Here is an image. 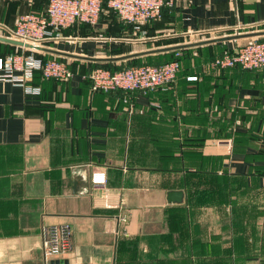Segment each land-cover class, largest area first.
<instances>
[{"label": "crops", "instance_id": "crops-1", "mask_svg": "<svg viewBox=\"0 0 264 264\" xmlns=\"http://www.w3.org/2000/svg\"><path fill=\"white\" fill-rule=\"evenodd\" d=\"M47 3L0 0V36ZM241 30H264V0H170L139 30L105 3L96 24L78 22L41 46L120 56ZM247 39L176 49L175 81L145 94L92 92L87 73L98 62L47 52L63 58L71 78L29 80L37 95L0 80V264H264L262 255L237 258L235 227L203 205L227 178L254 183L264 233V68L210 65ZM14 47L0 41V56ZM95 170L105 184H92ZM52 226L68 228L70 246L47 261L42 232Z\"/></svg>", "mask_w": 264, "mask_h": 264}, {"label": "built area", "instance_id": "built-area-1", "mask_svg": "<svg viewBox=\"0 0 264 264\" xmlns=\"http://www.w3.org/2000/svg\"><path fill=\"white\" fill-rule=\"evenodd\" d=\"M170 2V0H168ZM167 0H108L110 7L120 20L139 30L150 21L159 20ZM102 0H48L42 12L21 14L12 29L10 37L32 45H42L45 40L61 38L60 31L78 22L90 25L97 23ZM230 51H223L210 60L214 68L240 66L243 69L264 68V39L259 37ZM21 51L0 57V80L9 81L22 87L27 95H37L41 88L29 84L35 71H40L44 79L67 80L73 71L63 60L55 58L43 61L35 55L38 50ZM180 52L175 59L159 65L142 64L121 70L111 71L104 67L93 69L88 77L92 92H109L116 89L138 91L143 94L156 89L169 87L180 70ZM189 80L195 76H188ZM94 185H103L106 174L103 170L91 173ZM117 207H119L117 205ZM125 220V217L121 218ZM69 230L67 227L52 226L42 232L41 250L45 260L68 250ZM47 264H55L54 262Z\"/></svg>", "mask_w": 264, "mask_h": 264}, {"label": "rangeland", "instance_id": "rangeland-1", "mask_svg": "<svg viewBox=\"0 0 264 264\" xmlns=\"http://www.w3.org/2000/svg\"><path fill=\"white\" fill-rule=\"evenodd\" d=\"M241 31L248 32L251 30ZM8 37L10 36L8 35ZM251 40L253 39H247L243 44ZM250 183L239 178H227L223 184L214 189V193L210 191L207 202L204 204L200 202L207 209L219 208L218 210L221 211V225L228 226L230 223L232 227H235L236 257L242 258V260L248 257L259 259L260 255L264 256V246L260 250V239L264 237V233L261 234L259 231V190L258 186L256 190L253 187L254 183ZM209 187L211 186L209 185ZM209 187L207 186V189ZM246 193L247 195H245ZM253 195L257 196V198H254ZM228 211L231 212L230 215ZM262 244L264 245V243ZM256 260H253L252 263ZM237 264L244 263L243 261H238Z\"/></svg>", "mask_w": 264, "mask_h": 264}, {"label": "water", "instance_id": "water-1", "mask_svg": "<svg viewBox=\"0 0 264 264\" xmlns=\"http://www.w3.org/2000/svg\"><path fill=\"white\" fill-rule=\"evenodd\" d=\"M262 36H264V30L241 32V33H235V34L228 35V36L209 38L206 40L190 42V43L181 44V45L149 49V50L133 52V53L125 54V55H120V56H107V57H89V56L69 54V53H65V52L58 51V50L48 48L45 46H41V45H32V44L23 42L21 40H17V39L5 37V36H0V41L7 42V43L17 45L23 48H27V49L34 48L41 52H47V53L65 56V57L78 58V59L95 61V62H115V61L127 60V59L141 56V55L153 54V53H158V52H166V51H171V50H176V49H183L186 47L199 46V45L206 44V43H213V42H218V41H225V40L239 39V38L262 37ZM168 198L171 201H180L182 198V192L181 191H170L168 192Z\"/></svg>", "mask_w": 264, "mask_h": 264}, {"label": "trees", "instance_id": "trees-1", "mask_svg": "<svg viewBox=\"0 0 264 264\" xmlns=\"http://www.w3.org/2000/svg\"><path fill=\"white\" fill-rule=\"evenodd\" d=\"M106 3V5H107V7H108V0H102V3H101V11H100V14H101V12H102V10H103V5ZM108 9H110L111 11H113L110 7H108ZM114 12V11H113ZM115 13V12H114ZM116 14V13H115ZM117 15V14H116ZM100 16V15H99ZM118 16V15H117ZM79 23H85V22H79ZM85 24H87V23H85ZM127 24V23H126ZM131 28H133V26L131 25V24H128ZM73 26V25H72ZM68 28V27H67ZM259 38H261V39H264V37H259ZM7 44H9V43H7ZM12 46H15L16 47V50L15 51H13L12 53H14V52H18V51H21L22 50V48L20 47V46H17V45H13V44H11ZM243 45V44H242ZM239 46H241V45H239ZM239 46H236L235 48H237V47H239ZM14 47V48H15ZM235 48H233V49H235ZM233 49H226V50H223V51H232ZM25 51H27V52H29L30 50L29 49H25ZM176 51H179L180 52V63H181V55H182V52H181V50H171V51H168V54H170V56L169 57H165V58H163V59H153V58H150V57H146V59L144 60V61H141L142 59H140V58H135V59H133V60H131V61H129V60H127V61H125V62H123V63H120L119 65H117V66H115V65H111V63H109V62H104V63H102V62H98L97 64H96V66L95 67H93V68H91L90 69V71L87 73L88 75H89V73L93 70V69H95V68H97V67H104V68H107V69H110L111 71H116V70H121V69H124V68H127V67H130V66H137V65H142V64H150V65H159V64H161V63H164V62H167V61H170V60H173V59H175V53H176ZM223 51L221 52V53H223ZM220 53V54H221ZM8 54H11V53H8ZM220 54H218V55H220ZM5 55H7L6 53L5 54H3V56H0V57H4ZM35 55L36 56H38V57H40L43 61H46V60H48V59H52V58H55V59H58V60H63V58H60V57H49V56H46L45 54H43V53H41V51H38V52H35ZM218 55H216V56H218ZM215 56V57H216ZM214 57V58H215ZM213 59V58H212ZM238 66V65H237ZM179 73V72H178ZM178 75V74H177ZM34 78H41V79H44L43 77H42V75H41V72L40 71H35L34 72V74H33V77H32V79H30V80H34ZM52 80H54V79H52ZM30 82V81H29ZM28 82V83H29ZM35 85V84H34ZM172 85V84H171ZM170 85V86H171ZM90 86H91V82H90ZM169 86V87H170Z\"/></svg>", "mask_w": 264, "mask_h": 264}]
</instances>
